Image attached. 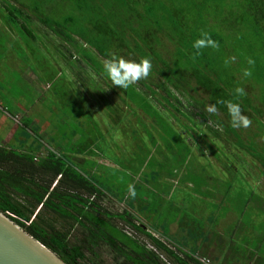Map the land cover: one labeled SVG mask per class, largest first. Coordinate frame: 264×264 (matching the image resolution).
Returning a JSON list of instances; mask_svg holds the SVG:
<instances>
[{
    "label": "trees",
    "instance_id": "1",
    "mask_svg": "<svg viewBox=\"0 0 264 264\" xmlns=\"http://www.w3.org/2000/svg\"><path fill=\"white\" fill-rule=\"evenodd\" d=\"M4 1L5 5H0L3 7L0 9V19L13 29L19 31V26H22L29 34H33L31 25L34 29L44 25L55 34H64L65 39L62 41L71 42L76 50L81 51L82 47L87 49L77 40L79 37L105 59L115 55L137 62L145 58L150 60L152 67L146 78L128 88H120L114 86L104 73V61L96 60L97 56L86 51L89 69L96 72L90 85L96 86L99 92L106 91L103 102L107 108L105 110L104 107L105 111H102L104 117H123L127 111L136 114L133 106H140L142 101L140 109L144 117L139 121L146 128L149 139L137 147L135 157L130 160L133 170L141 171L145 165L143 160L139 162L140 152L148 159L152 153L158 157L153 156L150 160L153 163L152 174L143 172L146 174L142 175V179L146 183L133 184L124 196L118 197L109 186L91 179L72 163V157L62 152L63 147L60 146L64 145L57 142L59 147L52 146L56 138L50 137L51 141L48 133L46 137L42 133L38 134L36 131L39 127H35L38 124L34 119L23 117L21 123L26 124L36 136L32 135L35 138H32L30 147L25 150L0 145V210L67 264H107L103 258L104 249L112 256V264H167L158 253L147 247V242L155 245L172 264H232L229 258L226 263H221L218 257L210 259L208 263L202 259L207 252H201L198 242L208 240L211 231L217 227V219L211 214L200 216L204 219L200 220L202 230L192 228V218L184 221L186 215L179 217L175 214L174 217H164L162 220L155 218L154 214L159 207L167 206L174 200L178 185L188 182L193 184L189 186L184 202L196 200L199 203L213 199L215 202L209 204L219 205L226 201L218 196L225 195L229 199L226 203L233 208L234 203L242 201L244 196L248 205L264 209L261 189L257 191L247 178L257 179L258 172L264 176V0H198L201 3L196 0H54L59 1L56 6L66 8L69 13L64 20L62 15L61 19L46 17L45 10L55 8L49 7L52 3L50 0H47L48 3L45 0ZM56 14L60 15L58 12ZM187 21L193 22L195 27L188 26L179 30L181 35L185 33V41L182 39V44L177 45H173L172 41L171 48L166 47L161 57L157 56L159 34L164 36L168 33L172 37L169 31L174 33L179 25L184 26L183 23ZM209 22L212 23L211 28L205 33L218 46L199 50L193 48L194 41L199 39L198 30ZM214 27H218V30ZM193 53L202 55L206 63H203L201 56L192 59ZM176 54L178 58L175 67ZM237 56L243 60L241 68L234 64ZM249 60L253 63L250 64ZM187 63L191 70L188 72L183 70ZM245 71L250 72V75H245ZM249 87L256 93L248 92ZM238 88L243 89V94L236 91ZM112 98L116 101L112 102ZM228 101L239 104L242 114L250 120L251 129H247L249 126H232L226 106ZM121 104H128V108H123ZM71 106H64L67 117L57 122L56 128L65 124L70 128L69 123L74 122L73 125L81 129L79 136L85 137L87 130H92L90 134L93 140L80 145L76 140L77 135H72V138L63 137L64 142L67 141L65 147L68 153L74 151L83 154L89 148L91 153H96L92 148L99 135L97 132L108 134V131L102 129L100 120L92 119L88 123L84 119L79 120L86 113L85 107ZM190 107L195 112L189 110ZM210 107H215L216 111L209 112ZM173 115H181L184 119L177 116L174 118ZM184 120L191 126L185 124ZM175 123L190 132L192 138L182 139L183 130L178 131ZM227 143L232 145V149H227ZM194 146L203 155L208 156L209 153L217 159L227 171V182L212 181L207 169L192 161ZM151 147L153 151L148 153ZM44 150L48 153L42 156ZM227 150L233 156H240V153L251 155L255 166L239 161V168L236 163L224 162L222 156ZM255 168L258 171L254 175ZM196 170H200L201 174H195ZM243 171H248L247 175ZM161 173L166 175V179L162 178ZM234 179L239 180L244 191L239 199H234L229 193ZM143 185L146 186V193L137 202L139 195L134 192ZM108 193L124 201L127 208L121 213L104 211L99 201ZM145 195H150L149 202L144 199ZM183 209V206H179L178 210ZM59 219L66 221L69 226L60 225ZM117 221H122L121 227ZM75 223L82 229L85 240L72 243L71 233ZM172 223L179 224L181 234L171 231ZM262 227V233H258L261 241L264 237ZM152 228L166 240L162 242L156 238L151 232ZM128 230H133L132 235L128 234ZM185 232L188 238L184 236ZM143 236L149 239L145 243L141 238ZM237 239L241 240L239 236ZM241 242L245 243L243 240ZM171 245L175 249H171ZM236 245L241 250L240 245ZM87 252L92 256H88ZM235 255L247 258L248 264H264V256L261 254L257 259L248 252Z\"/></svg>",
    "mask_w": 264,
    "mask_h": 264
},
{
    "label": "rangeland",
    "instance_id": "2",
    "mask_svg": "<svg viewBox=\"0 0 264 264\" xmlns=\"http://www.w3.org/2000/svg\"><path fill=\"white\" fill-rule=\"evenodd\" d=\"M50 1L52 3L51 5H49V7L55 8L54 10H45V12H47L46 17L48 15L51 19H61L60 16L62 15V18L64 20V17L69 14L66 8H63L62 6H56L59 1ZM196 1L201 3L198 0ZM4 2V0H0V5H5ZM45 3H48V1L45 0ZM0 9H3V7L0 6ZM56 12L60 13V15L57 16ZM183 24L184 26L179 25L174 30V33L169 31L172 37L168 33H166L164 36L159 34V37L157 38L159 44V46L157 47V56L161 57L162 50L166 51V47L171 48L170 43L172 41L173 45H177L178 43L182 44V41H185V33L181 35L179 33V30H183L188 26L192 28L195 27L193 22L187 21ZM211 25L212 23L209 22L205 26H201L200 31L198 30L197 32L198 37L201 38V34L203 32L205 33V31H208L211 28ZM12 26L15 28L14 24ZM0 27V31H6L7 24L5 22H1ZM39 28L40 29L36 27V29H34V27L31 25V29H33L34 31L33 34H29L24 28H22V26H19L20 32L16 28L13 29L9 26V29L7 30H10V32L13 34V38L11 35V37L7 36L6 32L4 34L0 33V111L6 112L8 111V108L15 109L14 112H16L17 110L20 111L21 108L19 103L22 104L25 108V113L27 115L29 113V118L31 117L32 119H35V123L38 124L37 126L35 125V127H39L38 131L35 130L38 134L42 133L44 134V137H46V133H48L49 138H56L57 141L55 142L50 138V140L52 141V146L59 147L57 142H60V145H64L60 146L63 147L62 152L68 157H73L71 160L72 163H74L81 171L89 175L91 179L100 182L102 185L105 184V186H109L111 191L114 190V193H116L118 197L124 196L128 192L129 186L133 184H145L146 181H143L142 175H145L146 173L147 175L152 174L153 163H151L150 160L151 158H153V156H158L155 153H152L151 158L148 159L143 155L142 152H140L142 158L141 156H139V162L142 163L143 160V164H145L142 170H133V167L130 165V160H133V158L135 157L137 147L143 145V142L147 143L149 139L148 134L145 132L146 128L139 121L140 118L144 117V113L140 109L142 107V101L140 102V106L135 105L136 114H132V112L131 114H129V112L126 110L127 115H124L123 117H121V115L113 116L110 118V120L108 117H104L102 111H105L107 108L106 103L103 102L105 100L106 91L104 90L99 92L97 91L96 86L90 85L91 81L96 77V72L92 68L89 69V66L86 62L88 60V55L86 54L88 52L86 51L89 50L91 53L97 56L95 57L96 60L101 59L102 61H105L106 59L102 58L94 47L87 45V43H83L84 41L79 37H77V40L79 42L81 41V44H84L87 49H84L82 47L81 51L76 50V48L74 49L75 45L71 42L62 41L65 39L64 34H55L48 30V28L44 25H40ZM214 29L218 30V27H214ZM168 35L170 37H167ZM163 55H165L164 52ZM198 56L199 54L193 53L192 59H197ZM200 56L203 63H206L205 58L202 55ZM177 58L178 55L176 54L174 56L175 67L177 65L175 63V60ZM234 60V64L237 67L241 68L244 65L243 60H241L240 57L237 56V61L235 58ZM195 64L197 65V60L195 61ZM189 67L190 65L187 63L183 67V70L186 72L191 71ZM34 76H36L37 78L34 79ZM247 90L248 92L256 93V91H254L251 87H249ZM75 103H77L78 105ZM71 105H74V107L77 108H79L80 105L85 107L86 113L83 114L81 118H79V120L84 119L88 123V120L98 119L102 122L103 127H105L104 124L106 123V130L108 131V134L98 131L97 133L99 135L97 136V140L94 141V148H92V151H95L96 154H75L73 153L74 151L72 152L73 154L68 153V149H66L65 147V142L67 141L64 142L63 137L72 138V135H78L81 129L80 127L76 128L73 125L74 122L69 123L70 128H68V124L62 125L60 127L58 126L57 128L56 125L57 122H61L64 119V116L67 117L66 113L64 114V106H68L71 108ZM121 106L123 108L125 107L123 104H121ZM96 107L101 109L98 110L97 113L95 109ZM189 110H194L195 112V109L192 107H190ZM0 114L2 113L0 112ZM17 116L19 115H16V117ZM175 116L182 118L181 115ZM18 118H16V122ZM184 122L185 124H189L191 126V124L186 120H184ZM21 126L22 125L20 124V129L18 132L25 134V140L21 139L18 142H11L8 144L9 147L6 148L19 149V146H23L25 150L30 147L29 144L31 143V140L33 138V133L29 132L28 130L25 131V128ZM175 126L178 131L183 130L177 123H175ZM150 128L153 129L151 126ZM251 128L252 126H249L247 129ZM75 129L77 130V132H75ZM91 131L92 130H87L86 133L88 134L85 137L84 135L76 137V140L78 139L80 145H82L84 142H92L93 135L91 136ZM200 133H202L201 129ZM253 133L247 135H252ZM188 137L189 136H186V139ZM260 138L261 137H259V139ZM256 140H258V138H256ZM231 142L235 143L234 141ZM71 143H73V141ZM74 143H76V141ZM227 149H232V145H228L227 143ZM151 151H153V148L152 150L149 149L148 153ZM193 151L192 161L194 163H199V166L206 168L207 173H209V178H211L212 180L222 181L224 183L227 182V180L225 179L226 174L217 159L213 158L209 153H207L208 156L203 155L202 152L198 151L195 146L193 147ZM241 151L242 150H239V152ZM59 152L62 153L61 150H59ZM198 152L200 153L197 154ZM47 153L48 151L44 150V155L42 156H45ZM239 155L240 156L237 157L235 155L234 157L233 154H230L229 150H227L226 154L222 156V159L224 160V162H230L233 164L236 163V166H238L239 168L240 165L237 163L239 161L244 162L252 167L255 166V163L253 162L254 159L251 155H249L250 157L244 153H240ZM79 159L87 160L88 165L82 164ZM90 162H93V164L95 165L91 164ZM144 171L146 173H143ZM191 171L194 173V170ZM196 171L197 173L195 174H201L200 170ZM255 171L258 170H256V168L253 170L254 175ZM247 172L248 171H243V173H245L246 175ZM161 174L162 178L166 179V175H163L164 173ZM257 174L259 175V177L255 180L254 178L249 176H247V178L253 184L257 191L261 189L260 193L264 196V176L261 175L260 172H258ZM129 179H131V181H129ZM123 180L127 181V183H125ZM242 182L243 181H241V183ZM173 183L176 184V181H174ZM231 183L233 186L229 192L230 196L234 197V199H239L241 195L243 196L244 193L239 185V180L235 181L234 179L233 181H231ZM55 184L56 183H54V185ZM190 185L192 184L190 183ZM145 188L146 186L143 185L141 189L134 192L139 195V199L137 202H140V196L146 193ZM115 189H117L118 191ZM186 194H188V190H186L185 184L183 183L178 185L175 192L176 197L174 198V200H171L172 202H170V204H167V206L159 207L157 209V213H153L155 218H162L163 220L164 217H174L175 214L179 217H181L182 215H186L184 220L189 217L194 221V226H192V228L196 227L199 230H202V224L200 220L204 219L200 216L204 215L205 213L208 215L211 214L215 219H217V222H214L217 226L216 231L218 233L221 232V234L223 233V229H227V222H233V228H238L237 222L241 220L245 224H247V228L245 230L250 231L251 236L255 237L252 239V247L257 246L260 250V254L264 256V237L261 241L258 234L261 232L260 229L262 226L264 234V209L259 210V208L254 205H248L245 197L243 196V200L241 199L243 202L238 200L234 203L235 205L233 206V209L236 213H241L239 214V216H237L236 214L228 211L231 206L226 203L229 201V199L225 197V195L218 196V198L226 202H223L219 205H213L209 204L210 202H215V200L213 199H207L205 201L206 203H198L196 200L193 202L192 200H186L184 202V197L186 196ZM149 196L150 195L144 196V199L146 201L148 200V202L151 199ZM99 204L102 206V209L104 211L110 213H121L125 208H127L125 202L119 200L114 195H106L104 197H101ZM136 206L139 209L138 204H136ZM179 206H183V211L178 210ZM58 222L60 225L65 224V226L63 225L64 227L69 226V224L62 219H59ZM116 223L121 227L122 221H117ZM232 225L230 223L229 226L231 227ZM184 227L186 228V226ZM210 228H212V226ZM205 229L206 228H204V230ZM171 231L173 233L181 234L179 224L172 223ZM151 232L162 242L166 240V238L161 237L158 234V231H156L155 229L152 228ZM238 232L242 233L240 230ZM213 234H215V231ZM241 235L242 234H239V239L244 241L245 237ZM184 236L188 238L186 232L184 233ZM235 237H238V234H232L229 232V230L228 234L224 236L225 240L228 241L231 238ZM141 238L144 243L146 240H149L147 236H143ZM84 240L85 236L82 234V229L80 228L79 224L75 223L74 229L71 233V242H81ZM237 240L238 239L236 238L235 241ZM237 242L239 244V241ZM198 244L203 247V243L201 242V240H199ZM234 244L236 248L237 245L235 242ZM225 249L226 248L224 247V254L226 251V255L228 256V250ZM243 250L245 251V253H247L246 248H244ZM103 252V258L106 260V263L112 264V256L107 251H105V249L103 250ZM87 254L88 256H92L90 252H87ZM208 256L212 257L213 255L209 253ZM208 258L203 257L202 259L204 262L208 263L210 261V259ZM230 259L232 261V264L249 263L247 258L239 256L232 257ZM219 260L221 263H226L229 259L220 256Z\"/></svg>",
    "mask_w": 264,
    "mask_h": 264
},
{
    "label": "crops",
    "instance_id": "3",
    "mask_svg": "<svg viewBox=\"0 0 264 264\" xmlns=\"http://www.w3.org/2000/svg\"><path fill=\"white\" fill-rule=\"evenodd\" d=\"M1 22H3V21L0 19V23ZM7 29H9V26L8 25H7ZM7 29H6V31L5 30L0 31V33L1 34H4L6 32L7 36H10L11 35L12 38H13V34L10 32V30H7ZM0 30H1V27H0ZM31 76H32V74H31ZM36 78L37 77L34 76V79H36ZM50 86H52V85H50ZM112 101H116V99L113 100V98H112ZM19 105H20V108H21L20 111L17 110L16 112H14L15 109H10V108H8V111H6V112L5 111H0L2 113V114H0V141H1L0 142V145L3 146V147H9L8 146L9 143L14 142V141L15 142L16 141L18 142L19 140L25 138V134L18 132L19 129H20V127H19L20 124L22 125L21 127H24L25 128V131L28 130L30 132L29 127L26 124L21 123V120H20L23 117H28L29 116V113L27 112L28 113V115H27L25 113L26 111H25L24 106L22 104H20V103H19ZM133 107L136 109L135 106H133ZM125 108L126 109L128 108V104L125 106ZM98 110H99V108L97 107L96 108V113L98 112ZM16 115H19V116L16 117ZM20 116H21V118H20ZM15 117L16 118L19 117L17 119V122H16V118ZM109 120H110V118H109ZM99 122L102 125V122L101 121H99ZM104 125H105V127L102 126V129L103 130H106L107 129L106 128V123ZM32 135H35V134L33 133ZM35 136H33V138H35ZM78 136H79V134L77 135V137ZM19 149L24 150L23 146H19ZM73 153H75V152H73ZM83 154H93V153H91V149L89 148ZM94 154H96V153H94ZM79 160H80V162L82 164L87 165L86 164L87 163V160H82V159H79ZM222 169H223V171L225 173H227V171H225L224 168H222ZM83 175H86V174H83ZM190 183L191 182H188L187 184L185 183V188L188 191H189V188H190L189 186H192V185H190ZM191 184H193V183H191ZM108 195L110 196L109 193H108ZM220 202H222V201H220ZM229 209H230V212H232L233 214H236L237 216H239V214L236 213L233 208L230 207ZM189 219L190 218H186L184 221H189ZM230 223H231V225L233 224V222H231V221H229V222L226 223L227 224V229H225V230L223 229L222 230V232H223L222 234H221V232L218 233L216 231V228H215V230H214L215 231V234H213L214 231H211L210 235L208 236V240H206L204 242L201 240V242L203 243V247L199 244L200 245L201 252L206 251L207 254H205V255H206L207 258L209 257L208 259H212L213 260V259H216V257H218V260H219V257L220 256L226 257V258H229V259L232 258V257L239 256V255H235V254L236 253H245V251L243 249L246 248L247 252L250 253V254H252V255H254V257H253L254 259H257L260 256V254H259L260 250H259V248L257 246H256V248L254 246L252 247V244H253L252 239L254 237L251 236L250 231H246L245 230L247 228L246 227L247 224H245L243 221L240 220V221L237 222L238 228L237 227L236 228H233V226H231V227L229 226ZM183 226H185V225H183ZM227 230H229V232L232 233V234H235V235L238 234V236H239V234H242L241 236H243V237L246 238V240H244L245 241L244 244H242L243 242H241V240L239 241V245L241 246V250L238 249L237 246L235 248L234 242L236 244H238V242L235 241V239L237 237L231 238L229 241L228 240H225L224 236L226 235V231ZM239 230L242 233H239L238 232ZM224 247L226 248L225 250H228V256L229 257L226 255V251H225V254H224ZM209 253L212 254L213 256L212 257L208 256Z\"/></svg>",
    "mask_w": 264,
    "mask_h": 264
},
{
    "label": "clouds",
    "instance_id": "4",
    "mask_svg": "<svg viewBox=\"0 0 264 264\" xmlns=\"http://www.w3.org/2000/svg\"><path fill=\"white\" fill-rule=\"evenodd\" d=\"M217 46L216 42L206 33H202L201 38L195 40L193 43V48L197 50L205 47L216 48ZM249 63L251 64L253 61L249 60ZM151 67V62L147 58L137 62L113 55L111 58L106 59L103 62L104 73L112 81L114 86H118L120 88H128L129 86L135 84L138 80L146 78L149 75ZM245 75H250V72L245 71ZM236 91L243 94V89L238 88ZM149 99H152V97H149ZM157 103V101L154 102L156 105ZM226 106L231 117L233 127L246 128L249 126L250 120L247 116L242 114L239 104L228 101L226 102ZM208 111L214 113L216 109L215 107H210ZM172 117L176 118L175 116ZM180 119H184L183 116ZM186 136L192 138L193 135L190 132L183 130L181 138L187 140L189 137L186 139Z\"/></svg>",
    "mask_w": 264,
    "mask_h": 264
},
{
    "label": "water",
    "instance_id": "5",
    "mask_svg": "<svg viewBox=\"0 0 264 264\" xmlns=\"http://www.w3.org/2000/svg\"><path fill=\"white\" fill-rule=\"evenodd\" d=\"M0 264L67 263L0 210Z\"/></svg>",
    "mask_w": 264,
    "mask_h": 264
},
{
    "label": "built area",
    "instance_id": "6",
    "mask_svg": "<svg viewBox=\"0 0 264 264\" xmlns=\"http://www.w3.org/2000/svg\"><path fill=\"white\" fill-rule=\"evenodd\" d=\"M129 235H132L133 233V230H128L127 231ZM147 247L149 249H151L152 251L158 253L160 255V257L167 263V264H172V261L164 254V253H161L160 250L155 246L153 245L151 242H148L147 243ZM171 249H175V246L171 245L170 246Z\"/></svg>",
    "mask_w": 264,
    "mask_h": 264
}]
</instances>
